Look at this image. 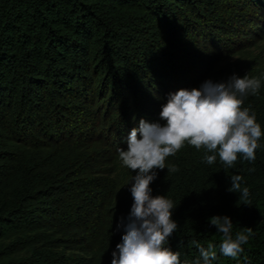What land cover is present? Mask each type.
I'll return each instance as SVG.
<instances>
[{"label":"trees","instance_id":"1","mask_svg":"<svg viewBox=\"0 0 264 264\" xmlns=\"http://www.w3.org/2000/svg\"><path fill=\"white\" fill-rule=\"evenodd\" d=\"M234 73L261 82L241 107L261 125L255 161L185 143L150 184L176 207L181 264H203L193 241L215 246L212 264H264V0H0V264H111L135 175L118 147L169 93ZM216 215L249 237L237 258Z\"/></svg>","mask_w":264,"mask_h":264},{"label":"clouds","instance_id":"2","mask_svg":"<svg viewBox=\"0 0 264 264\" xmlns=\"http://www.w3.org/2000/svg\"><path fill=\"white\" fill-rule=\"evenodd\" d=\"M260 87V80L234 73L226 81L206 80L199 88H181L169 93L167 102L162 104L160 122L149 123L141 118L138 127L131 129L127 149L118 147L117 152L123 165L135 173L130 187L133 203L121 242L111 253V264H181L180 252L167 246L179 227L172 219L176 207L166 196L152 195L150 184L158 178V170L166 168V158L174 156L185 143L218 152L220 161L227 166L234 164L238 154L254 162L262 136L261 125L254 112L250 114L249 108L241 110V107ZM205 159L212 165L217 155H206ZM242 179L233 174L228 191L239 195L237 206L240 201L251 206L250 192L248 187H242ZM209 223L223 235L219 244L222 255L237 258L244 252L242 245L249 237L241 232L233 238L229 216H212ZM192 243L203 264L216 260L214 245L203 247L196 241ZM194 264H201V259Z\"/></svg>","mask_w":264,"mask_h":264}]
</instances>
